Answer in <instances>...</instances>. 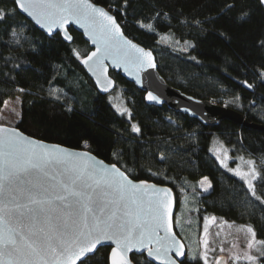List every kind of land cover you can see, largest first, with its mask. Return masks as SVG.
I'll return each instance as SVG.
<instances>
[{
    "label": "trees",
    "instance_id": "1",
    "mask_svg": "<svg viewBox=\"0 0 264 264\" xmlns=\"http://www.w3.org/2000/svg\"><path fill=\"white\" fill-rule=\"evenodd\" d=\"M92 1L109 9L128 36L153 51L168 84L264 125V8L260 0ZM13 8H17L14 1L0 0V9ZM70 32L72 43L59 33L46 35L18 8L0 20V112L7 100L20 94L16 127L25 134L88 150L135 180L168 185L179 208L184 193L189 194L196 208L189 218L212 214L250 225L264 241V131L227 119L205 125L167 105H150L144 91L111 71L115 90L130 110V117L120 114L109 94L99 93L81 65L91 50L89 43L74 28ZM215 138L234 158L257 162L260 175L255 185L261 199L252 196L245 183L211 154ZM204 177L212 186L201 193L198 182ZM110 249L100 248L86 264H110ZM132 260L154 264L145 254H133ZM198 262L195 258L185 264Z\"/></svg>",
    "mask_w": 264,
    "mask_h": 264
},
{
    "label": "snow or ice",
    "instance_id": "2",
    "mask_svg": "<svg viewBox=\"0 0 264 264\" xmlns=\"http://www.w3.org/2000/svg\"><path fill=\"white\" fill-rule=\"evenodd\" d=\"M14 3L49 32L72 21L91 31L92 43L98 47L85 64L96 57L95 63L102 65L111 57L143 67L145 57L151 59L150 52L124 37L115 18L91 0ZM17 8L0 9V20ZM149 98L156 99L151 93ZM133 130L139 132L136 126ZM0 133H6L0 135V264H86L105 240L115 243L110 264H131L126 254L133 247L156 257L163 249L167 258L176 240L159 235L168 207L159 193L170 190L142 187L145 181L130 180L115 164L104 166L95 157L85 159L90 154L44 145L17 129L0 127ZM249 188L252 196L261 199L251 184ZM170 230L169 220L166 232ZM153 243L157 248H152Z\"/></svg>",
    "mask_w": 264,
    "mask_h": 264
},
{
    "label": "water",
    "instance_id": "3",
    "mask_svg": "<svg viewBox=\"0 0 264 264\" xmlns=\"http://www.w3.org/2000/svg\"><path fill=\"white\" fill-rule=\"evenodd\" d=\"M260 1L264 8V0H260ZM91 2L97 5L98 7L103 8L106 12L109 13V15L115 18V21L119 25L120 30L123 32L124 37H126L128 40H131L132 43L137 45L139 48H142L146 52L151 53L150 60L149 58L145 57V63L143 67H137L133 64L127 63L124 59H113L111 57L105 58L103 60L102 65L95 63L97 59L96 57H93L92 60H88V63L85 64L84 60L87 58V56H89L92 52L96 51L98 47V45L92 43V32L91 31H89L85 27H82L80 23L72 21L61 27H53L51 32H49L46 27H42L41 24H38L34 17L29 16L27 13H24L20 11L19 9L18 10L21 14H23L27 19H29L32 23H34V25L39 30L44 32L46 35L51 36L56 33H59L62 39L67 43H72L74 39L73 35L70 32L71 27L74 28L80 34H82L85 41L89 43L91 50L87 53V55H85L82 58L81 65L83 66V68L85 69L89 77L95 83L99 93L102 95H108L115 90L117 86L116 80L111 76V71H114L115 73L120 74L127 81L133 83L136 87L144 91L145 101L150 105H156V106L167 105L170 109L177 111V112L187 114L190 117L196 118L205 125H217L222 120L227 119V120L234 121L240 125H244L247 127H253V128L264 131V125L250 123L245 117V115H243L241 112L235 109H232L226 105L215 103L211 100H201V99L195 98L171 86L170 84H168L165 78L159 72L158 63L156 61V57L153 51L151 49L145 48L144 46L139 44L137 41H135L133 38L128 36L124 32L122 25L119 23L115 15L109 9H107L106 7L102 5L96 4L92 0ZM67 37H71V39H68ZM97 55L99 56L100 53H97ZM152 63L155 64V67L150 66ZM97 81H99V83ZM149 93H151L153 97H156V99H150ZM0 127L17 129L18 133H22L24 136L31 138V140L33 141H41L43 142L44 145H47V146L58 145L60 146L61 149H66L70 152L90 154L89 156L85 157V159L90 160V157H95L96 161H103L104 166H109V165L114 164V163H108L104 161L103 159L97 157L96 155H94L88 150L74 149V148H70V147H67L61 144L47 142V141L32 137L22 132L16 126H8V125L0 124ZM0 135H6V133H0ZM72 159L75 161V160H78L79 158L73 157ZM116 167L119 168L122 172H124L130 180L136 183H139L140 181H145L146 184L142 185V187L147 188L149 185H155V188L157 190H170L167 192L159 193V198L165 200L167 202L168 207L165 208V228H159L158 232L161 237L167 235L169 240L174 236L176 240L175 245L168 252L167 258L163 256V249H161V255L159 257H156V256H149L147 253V249L133 247L131 251H129L126 254L127 258L131 261V264H134L132 260L133 254L135 255L145 254L147 259L153 262L154 264H173V262H175V264H183V262L186 260V257H187V249H186L184 242L179 237L175 229L174 216H175V211H176V195L173 189L169 187L168 185L158 184L153 181L135 180L131 178L121 167H119L118 165H116ZM153 198L155 199V197ZM169 209H170V215H169ZM169 220L171 222V230L166 232V228H167ZM103 247H110L112 249L113 247H115V243L114 241L105 240L102 242L101 245H98L97 251ZM152 248L153 249L157 248V245L153 243ZM111 249H110V254H111ZM178 252H182L183 255H178ZM95 253L90 254L88 257L94 255ZM110 254H109V259H110ZM80 263L81 261H77V264H80ZM215 264H227L226 257L225 256L218 257Z\"/></svg>",
    "mask_w": 264,
    "mask_h": 264
},
{
    "label": "rangeland",
    "instance_id": "4",
    "mask_svg": "<svg viewBox=\"0 0 264 264\" xmlns=\"http://www.w3.org/2000/svg\"><path fill=\"white\" fill-rule=\"evenodd\" d=\"M21 99L18 94L6 101L0 112V124L16 126L21 116ZM109 100L120 114L130 117V110L119 90L111 92ZM210 152L223 168L241 179L250 192L253 189L249 188V184L256 191L255 183L260 171L254 159L244 156L234 158L231 150L217 138L213 139ZM198 186L201 193H206L212 184L208 177H204L199 180ZM193 203L192 197L184 193L180 208L176 205L174 216L175 229L186 246L188 261L196 258L198 264H215L218 257L225 256L227 264H260L264 257V243L257 237L254 227L212 214H203L199 219L189 218L196 209Z\"/></svg>",
    "mask_w": 264,
    "mask_h": 264
},
{
    "label": "flooded vegetation",
    "instance_id": "5",
    "mask_svg": "<svg viewBox=\"0 0 264 264\" xmlns=\"http://www.w3.org/2000/svg\"><path fill=\"white\" fill-rule=\"evenodd\" d=\"M186 260H187V258H186ZM186 260L183 262V264H185Z\"/></svg>",
    "mask_w": 264,
    "mask_h": 264
}]
</instances>
